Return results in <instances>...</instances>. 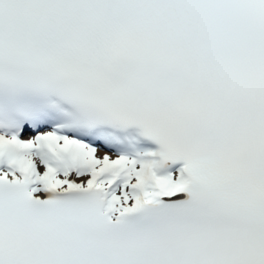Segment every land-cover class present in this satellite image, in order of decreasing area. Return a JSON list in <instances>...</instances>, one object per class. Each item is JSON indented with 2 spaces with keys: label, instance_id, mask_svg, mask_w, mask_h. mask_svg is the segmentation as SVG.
<instances>
[{
  "label": "snow or ice",
  "instance_id": "1",
  "mask_svg": "<svg viewBox=\"0 0 264 264\" xmlns=\"http://www.w3.org/2000/svg\"><path fill=\"white\" fill-rule=\"evenodd\" d=\"M0 264H264V0H0Z\"/></svg>",
  "mask_w": 264,
  "mask_h": 264
}]
</instances>
